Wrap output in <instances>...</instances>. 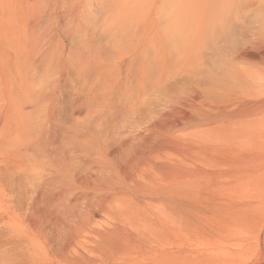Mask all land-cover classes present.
<instances>
[{
	"label": "bare ground",
	"instance_id": "bare-ground-1",
	"mask_svg": "<svg viewBox=\"0 0 264 264\" xmlns=\"http://www.w3.org/2000/svg\"><path fill=\"white\" fill-rule=\"evenodd\" d=\"M235 29L239 63L224 70L239 86L220 89V105L200 106L198 114L240 118L242 147L264 181V0H0V209L16 212L27 201L34 208L39 197L69 203L77 185L89 181L91 193L93 177L110 179L117 169L110 150L124 151L137 138L163 149L170 80L183 81L178 73L199 38L217 37V45L224 31ZM240 61L256 68L240 72ZM135 155L118 162L124 171Z\"/></svg>",
	"mask_w": 264,
	"mask_h": 264
},
{
	"label": "rangeland",
	"instance_id": "rangeland-1",
	"mask_svg": "<svg viewBox=\"0 0 264 264\" xmlns=\"http://www.w3.org/2000/svg\"><path fill=\"white\" fill-rule=\"evenodd\" d=\"M221 36L224 42L217 45L216 35L214 40L199 38L193 49L197 54L178 73L183 81L170 80L173 94L165 95V106L171 105L164 106L168 116L163 149L147 148L137 138L124 148L127 152L110 150L114 153L108 159L117 168L112 170L116 175L110 176L112 180L93 177L94 193L88 191L89 181L77 185L69 203L39 197L34 208L27 201L16 212L0 209V264H264V194L260 192L264 181L260 173L254 174L253 154L242 147L243 133L236 126L240 118L198 114L201 107L220 105V89L239 86L224 70L228 63H239V34L235 29ZM237 68L243 72L256 65L244 61ZM198 69L204 72L202 80ZM213 89L219 90L213 95ZM158 96L155 93L154 101ZM231 109L232 113L237 110L236 106ZM184 116L188 118L182 120ZM116 122L122 133V119ZM139 129L135 128L138 134L145 131ZM118 155H135L136 168L134 163L133 169L128 165V174L119 165L126 157ZM253 179L255 185L250 182ZM99 187L111 189L102 190L109 195Z\"/></svg>",
	"mask_w": 264,
	"mask_h": 264
}]
</instances>
